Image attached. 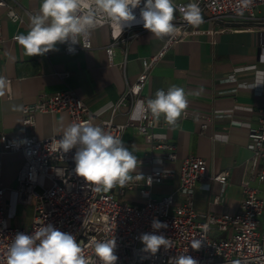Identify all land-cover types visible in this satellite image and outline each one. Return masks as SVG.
I'll use <instances>...</instances> for the list:
<instances>
[{"label":"crops","instance_id":"1","mask_svg":"<svg viewBox=\"0 0 264 264\" xmlns=\"http://www.w3.org/2000/svg\"><path fill=\"white\" fill-rule=\"evenodd\" d=\"M173 2L176 18L189 0ZM12 4L23 14V21H13L7 15V8L0 6L4 36L0 43V76L7 81L0 95V136L5 134L20 142L27 135L43 139L62 133V127L70 123L66 112H38L35 124L25 125L23 106L41 95L72 91L87 104L95 122L110 118L127 82H134L142 70V59L156 54L164 44L163 39L151 37L148 30L139 28L126 30L122 38L115 41L110 27L104 25L91 31V49L66 53L58 44L57 51L28 57L13 36L27 34L29 14L39 9L41 0H12ZM201 14L203 22L192 27L195 32L188 38L167 50L151 69L143 89L144 97H153L157 90L173 85L185 89L188 106L177 125L169 126L163 119L154 130L156 140L175 145L177 159L167 160V150L153 148L134 127H127L120 138L129 150L134 147V154L142 161L137 172L143 177L154 167L174 169L162 183L151 186L153 197L166 196L179 188L181 165L186 157L206 159L208 176L229 171L225 188L208 177L198 183L194 208L199 212H234L242 200L240 183L249 171L252 157L249 131L258 126L260 110H264V85L253 87L257 71L264 72V5L258 8L254 20L221 21L233 24V28L219 32L214 30L220 22L212 20L206 11ZM109 45L113 47L112 62L106 52ZM129 117V107L122 105L114 121L126 123ZM204 123L207 128L202 131ZM2 162V182L8 188L6 215L9 217L20 203L16 189L25 160L21 151H12L3 155ZM252 183L264 200V182ZM116 187L109 191H116ZM216 194L221 196L218 204L212 203ZM121 196L144 200L138 188L117 193L118 198Z\"/></svg>","mask_w":264,"mask_h":264},{"label":"built area","instance_id":"2","mask_svg":"<svg viewBox=\"0 0 264 264\" xmlns=\"http://www.w3.org/2000/svg\"><path fill=\"white\" fill-rule=\"evenodd\" d=\"M196 3L201 13L206 11L212 20L220 23L214 31H225L233 24L221 21L246 22L256 19L257 10L264 5V0H252L250 6L238 12L240 0H189ZM173 4H175L173 2ZM0 6L7 8V15L16 22L23 21V14L18 12L12 0H0ZM143 6V3L140 7ZM176 6V5H175ZM140 7L135 10L139 17ZM175 33L165 37L164 44L156 54L142 59V70L134 82L127 86L120 99L112 109L108 119L94 121V115L84 100L72 91H59L51 95H41L39 99L23 106V123L35 124L38 112H66L70 123L90 121L102 127L116 137H121L127 127H134L153 148L167 150L165 158L177 159L175 145L168 141L156 140L154 130L163 122V116L157 121L150 113L141 120L128 119L126 123L114 121V115L122 105L132 110L137 101H146L153 97H144L143 89L150 77L151 69L175 43L188 38L193 25L183 19V13L174 18ZM108 25L115 41L122 38L130 28L146 30L141 23L131 24L120 31L111 22H101L93 29ZM92 29V30H93ZM91 30V31H92ZM16 34L13 40H16ZM91 35V34H90ZM4 41L0 24V43ZM75 45V51L69 52L67 44H61L64 52L76 53L93 47L91 36ZM112 62L113 47H106ZM167 91V89H163ZM207 124L202 125V131ZM62 133L39 139L27 135L23 141H17L5 134L0 136V264H6L7 249L17 233L31 235L42 224H52L63 232L74 235L86 256H94L92 241L112 239L117 242L115 254L117 264H169V259L186 253L198 261V264H264V200L253 181L264 182V110H260L258 126L249 131V148L252 157L248 173L241 180L242 200L234 212H199L194 208L195 188L203 178H210L221 184H228L229 171L207 175V161L203 157L189 156L183 159L179 188L163 197H153L151 186L162 183L174 172L170 167H154L144 174L142 181H133L116 191H94V186L86 184L83 178L76 175L73 160L76 149L62 156L58 140ZM21 151L24 156V167L18 174L17 200L33 206L30 226L10 225L6 215V194L8 188L2 182L3 155L7 152ZM139 160V159H138ZM141 161V160H139ZM142 162V161H141ZM135 175V174H133ZM139 189L145 203L142 205L121 203L118 194L127 190ZM221 202L220 194L212 197V203ZM153 220L167 224V228L154 230ZM163 234L169 239L171 247L163 246L155 254L143 250L140 236L143 233ZM193 239L201 241V247H191Z\"/></svg>","mask_w":264,"mask_h":264},{"label":"clouds","instance_id":"3","mask_svg":"<svg viewBox=\"0 0 264 264\" xmlns=\"http://www.w3.org/2000/svg\"><path fill=\"white\" fill-rule=\"evenodd\" d=\"M251 2L240 0L238 12L242 14ZM138 7L139 17L135 13ZM176 10L173 0H41L39 9L29 14L27 34L17 35L15 39L28 57L57 51L58 44H67L68 51L74 52V46H83L82 41L101 22H111L120 31L131 24L141 23L151 37L164 39L176 31L173 23ZM180 11L190 25L198 26L203 22L201 9L196 3L181 7ZM262 76L264 72L257 71L253 87L264 85ZM6 86V79L0 76V95ZM187 106L185 89L173 85L167 91L157 90L153 98L137 101L130 119L141 120L150 113L157 121L163 116L169 126H176ZM60 137V154L64 156L76 149L74 171L86 184L93 185L96 192H107L117 185L123 188L130 182L145 179L137 172L141 161L134 154V147L129 150L122 138L90 121L63 126ZM152 228H167V224L153 220ZM140 240L143 250L153 255L162 246L165 249L171 247L169 239L155 232L141 234ZM92 246L99 264H117L114 236L112 239L93 240ZM191 247L198 250L201 241L193 239ZM185 253L171 257L169 264H198ZM6 264H97V260L86 256L74 235L60 231L52 224H42L31 235H15L7 249Z\"/></svg>","mask_w":264,"mask_h":264},{"label":"rangeland","instance_id":"4","mask_svg":"<svg viewBox=\"0 0 264 264\" xmlns=\"http://www.w3.org/2000/svg\"><path fill=\"white\" fill-rule=\"evenodd\" d=\"M118 200L121 203L128 202L137 205H142L145 203V200L141 201V199H133L123 196L119 197ZM32 216H33V206L32 205L26 206L22 203H19L15 212L8 217L9 224L22 225L24 227H28L32 222Z\"/></svg>","mask_w":264,"mask_h":264}]
</instances>
